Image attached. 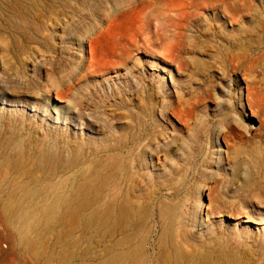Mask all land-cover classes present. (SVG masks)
<instances>
[{
	"label": "rangeland",
	"instance_id": "374dc122",
	"mask_svg": "<svg viewBox=\"0 0 264 264\" xmlns=\"http://www.w3.org/2000/svg\"><path fill=\"white\" fill-rule=\"evenodd\" d=\"M0 264H264V0H0Z\"/></svg>",
	"mask_w": 264,
	"mask_h": 264
},
{
	"label": "bare ground",
	"instance_id": "6f19581e",
	"mask_svg": "<svg viewBox=\"0 0 264 264\" xmlns=\"http://www.w3.org/2000/svg\"><path fill=\"white\" fill-rule=\"evenodd\" d=\"M14 141V140H13ZM15 162V161H14ZM15 173V172H14ZM19 173V172H18ZM82 220V219H81Z\"/></svg>",
	"mask_w": 264,
	"mask_h": 264
}]
</instances>
